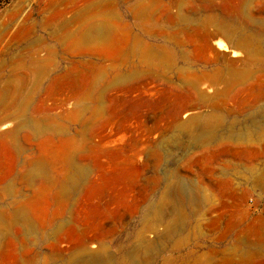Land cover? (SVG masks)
<instances>
[{"label": "rangeland", "instance_id": "obj_1", "mask_svg": "<svg viewBox=\"0 0 264 264\" xmlns=\"http://www.w3.org/2000/svg\"><path fill=\"white\" fill-rule=\"evenodd\" d=\"M95 263L264 264V0H0V264Z\"/></svg>", "mask_w": 264, "mask_h": 264}, {"label": "bare ground", "instance_id": "obj_2", "mask_svg": "<svg viewBox=\"0 0 264 264\" xmlns=\"http://www.w3.org/2000/svg\"><path fill=\"white\" fill-rule=\"evenodd\" d=\"M100 33H103L102 31H99ZM28 33V32H27ZM79 178H78V176L76 177V180L75 181H77ZM163 237H164V239L166 238V235L164 236L163 235ZM159 241V240H158ZM150 246H151V248L152 249H155V242L153 241L151 244H150ZM83 256V255H82ZM96 264V263H95Z\"/></svg>", "mask_w": 264, "mask_h": 264}]
</instances>
